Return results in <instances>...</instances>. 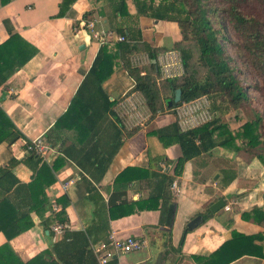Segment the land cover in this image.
Wrapping results in <instances>:
<instances>
[{
  "label": "crops",
  "instance_id": "0c3cea01",
  "mask_svg": "<svg viewBox=\"0 0 264 264\" xmlns=\"http://www.w3.org/2000/svg\"><path fill=\"white\" fill-rule=\"evenodd\" d=\"M119 1L0 0V46L12 35L17 37L5 55L27 57L35 52L22 67L13 71L14 64L2 74L7 81L0 86V108L15 127L7 125L0 130V168L10 170L9 183L14 182L4 198L20 208L18 216L45 197L48 202L56 200L67 214V229L56 236L52 228L58 219L48 203L30 213L34 226L9 242L22 262L49 250L58 264H99L92 247L108 243L113 235L120 240L138 238L145 247L110 264H199L195 257L214 254L231 239L233 231L250 235L261 229L243 220L242 214L264 208V186L257 182L248 190L246 184L253 180L243 173L251 166L235 163L237 153L221 147L186 162L182 175L174 177L167 189L168 207L160 199L151 202L154 209L128 213L136 202L150 198L153 172L174 176L182 149L178 144L164 147L154 133L176 120L157 115L135 126L133 118H126V105L138 101L142 94L135 91L136 81L123 60L102 85L110 100L117 102L116 115L108 113L94 129L85 121L83 129L82 120L89 110L84 109L77 92L101 48L122 36L117 33L121 26H135L136 20L143 42L162 48L166 55L180 35L176 23L132 18L137 15L133 0L127 1L132 17L115 14ZM91 21L96 31L111 37H104V43L95 39L87 27ZM130 126L136 129L129 130ZM38 138L50 149L38 170L46 164L51 175L36 182V172L24 161L30 155L28 144ZM259 166L253 170L261 177L264 165ZM128 168L150 170L130 182L127 189L116 191L117 178ZM53 176L55 182L48 184ZM33 184L37 189L31 188ZM221 199L226 207L213 213L211 207ZM171 205L174 216L168 224ZM197 216H203L204 223L188 230L189 222ZM7 242L0 232V247ZM232 264H264V259L244 257Z\"/></svg>",
  "mask_w": 264,
  "mask_h": 264
},
{
  "label": "trees",
  "instance_id": "16d2710c",
  "mask_svg": "<svg viewBox=\"0 0 264 264\" xmlns=\"http://www.w3.org/2000/svg\"><path fill=\"white\" fill-rule=\"evenodd\" d=\"M127 1L120 0L118 11L114 13L132 17L127 9ZM133 2L137 15L132 18L138 19L142 16L159 22L176 23L181 31V42L176 45V48L180 51L182 64L187 74L181 81L178 78L167 80L173 97L165 102L166 108L172 110L184 103L206 97L210 101L211 120L198 128L182 131L177 119L172 125L154 133L164 147L178 144L182 149V157L176 163L174 176L153 172L152 177L155 182L150 198L136 202L132 206L133 209L128 212L131 214L144 209H154L151 202H158L160 199L168 207L170 202L166 200L167 189L172 185L174 177L182 175L186 162L217 147L235 153L252 152L255 154L254 159L264 165V125L262 126L260 116L246 121L237 131L222 123V116L232 110L245 107L251 100L231 65L232 59L226 54L221 44V39L224 38L223 31L217 28L213 21V17H217L218 14L227 17L237 32L241 49L245 50L251 67L260 77H264V23L251 11L255 4L264 6V0H162L158 4L155 0H133ZM87 15L90 14L87 13ZM134 25L121 26L117 29L118 35L125 36L127 41L111 42L101 48L94 65L77 92L78 100L82 101L84 109L89 110V116L82 120L83 129L86 122H91L94 129L108 113L116 115L113 109L117 102L110 100L102 85L111 76L115 65L120 60L124 61L129 74L135 79V91L144 97L152 117H156L164 110L163 104L159 103L160 94L156 80L159 74L156 67L158 51L143 42L136 20ZM16 38V35H12L8 42L0 46V64L3 65L0 66V86L7 81L6 76L2 75L3 70L15 64L13 68L15 71L17 67H22L35 55V52L27 57H19L20 54H17L13 58L9 54L8 58L4 52H7ZM183 43H194L197 47L199 53L197 65L205 69L203 77L199 78L197 68L192 67L193 51L190 48H180ZM140 52H145L150 57L151 73L132 65L131 56ZM12 61L16 63L13 62L10 65ZM142 72L145 74L142 75ZM178 89L182 90V100L179 104L170 107L168 102L174 101L175 91ZM63 120L65 118L61 121ZM117 120L120 121L119 118ZM7 125L15 129L6 113L0 108V130H5ZM165 160L166 157L163 158V161ZM41 162L42 159L32 153L24 161L36 172V182L50 174L46 164L38 170ZM0 169V192L3 193L0 195V197L3 196L0 199V232H3L8 239V242L0 247V264H58L53 257V251L48 250L29 262H22L11 250L9 242L34 226L30 213L37 212L40 210L39 206H46L47 203L50 206V201L48 202L45 197L44 201L31 204L25 215L18 216L20 208L16 209L8 199L4 198L6 193L14 187V182L9 183L11 171ZM149 170L128 168L117 178L115 190L127 189L130 182L138 180L137 177L149 173ZM54 182L53 176L48 184ZM35 184L31 185V188L37 189ZM121 203L126 204L125 201ZM54 216L58 219L57 223L67 222L65 207ZM242 218L245 221L254 222L262 230L250 235L233 231L231 239L214 254L209 257H195V260L199 264H232L244 257L264 259V208L256 207L250 212L243 213Z\"/></svg>",
  "mask_w": 264,
  "mask_h": 264
},
{
  "label": "rangeland",
  "instance_id": "374dc122",
  "mask_svg": "<svg viewBox=\"0 0 264 264\" xmlns=\"http://www.w3.org/2000/svg\"><path fill=\"white\" fill-rule=\"evenodd\" d=\"M162 0H155V2L158 4ZM255 15L261 19V21L264 23V6L263 5H254L251 10ZM213 21L215 23V26L217 28H221L223 31L224 38L221 39V44L226 52V54L232 59L231 65L235 69V73L237 74V77L242 83V86L244 87L248 97L250 98V103H248L245 107H242L238 110H232L227 115L222 116L221 120L222 123L230 126L232 125L233 130L237 131L240 129L246 121L252 120L256 118L257 116H260L262 120V126L264 125V77H260V75L254 71V69L251 67V64L249 63V59L245 54V50H242L241 48V42L238 38L237 32L234 29V27L230 24L227 17L223 14H218L217 17H213ZM178 27L177 24H174ZM179 32L178 36L180 35V39L174 44L172 50L169 52L170 59H172V67L174 68L171 70V72L166 73L164 70L166 69L167 65L164 66V62H160L159 59H161L163 56L166 55V52L162 48H158V62H157V68H158V76H157V85L159 89V103L163 104V111H161L158 114L159 118H175V120L182 118L181 114L177 113L176 108L175 109H167L165 106V102L173 97V93L171 92L169 88V84L167 83V80H172L175 78H178L180 81L186 76V72L184 70L183 64H182V58L179 49L176 48V45L181 42V31L178 27ZM177 36V35H176ZM171 37V36H170ZM180 48H190L193 51L194 58L192 60V67L197 68L198 70V77L201 78L205 75V69L201 68L197 65L199 53L197 50V47L194 43H183L180 45ZM132 63L136 68L145 69L146 71L151 73L150 68V57L147 56L144 52L136 53L131 58ZM202 104L210 108V101L202 99ZM201 104V105H202ZM125 111L127 113L126 118H133L134 125L138 123H146L148 121V118H154L152 117L146 101L144 97L142 98L139 96V100L135 101L132 105L129 103L126 105ZM181 108V107H180ZM204 108V109H205ZM202 109L201 111L197 112V118H211L208 110ZM183 118H189L187 116H184ZM128 121V119H126ZM135 125V126H136ZM135 126H130L129 130L136 129ZM133 127V128H132ZM264 148V147H263ZM254 153H237L235 159V163H240L242 166L246 167L247 165L251 166L249 167V172L246 171L243 174H246L248 179H252L251 183H247L246 187H248V190L251 189L253 186L257 184V182L261 183L262 186H264V168L261 172V177L257 176L259 173H256L253 169L259 168L261 163L256 161L254 159ZM254 159V160H251ZM237 163V164H238ZM253 164V165H250ZM243 170V168H242ZM245 170V169H244ZM263 178V180H262ZM240 197V196H238ZM245 197H248V194L245 195ZM241 201V200H240ZM263 208V207H262ZM239 213L242 211L239 208L237 210ZM178 217H176V222ZM182 219V218H180ZM209 221H206L208 223ZM262 229H259L261 231ZM258 231V232H259ZM255 232V233H258ZM239 261V260H238ZM237 262V261H236ZM235 263V262H234Z\"/></svg>",
  "mask_w": 264,
  "mask_h": 264
},
{
  "label": "built area",
  "instance_id": "2783aa9c",
  "mask_svg": "<svg viewBox=\"0 0 264 264\" xmlns=\"http://www.w3.org/2000/svg\"><path fill=\"white\" fill-rule=\"evenodd\" d=\"M88 29L91 31L93 37L104 43V37H111L112 34H104V32L96 31L95 22L91 21L87 24ZM106 35V36H105ZM118 42H126L127 38L125 36H119L117 38ZM170 54L163 56L159 61L163 63L164 66L167 65L164 70L166 73L171 72L174 68L172 67V59H170ZM202 99L208 100L206 97H201L195 101L184 103L181 106L177 107V113L181 114L182 118H179V124L182 131H189L195 128H198L205 123L209 122L211 118H197V112L204 109L206 106L202 104ZM202 104V105H201ZM181 107V108H180ZM209 107L204 110H208ZM210 114V112L208 113ZM187 116L189 118H183ZM211 117V115H210ZM49 147L45 144V142L38 138L28 144L27 151L32 154H36L42 160H46L49 154ZM69 185V184H68ZM67 187V186H66ZM51 212L54 215H57L62 209L56 200H50ZM67 229L66 224L57 223L53 226L52 230L56 236L63 235ZM145 247V243L134 237H129L124 240H120L115 238V236L110 237V241L108 243H100L96 246H93V252L99 262V264H110L116 258H120L123 255L130 254L132 252H137L143 250Z\"/></svg>",
  "mask_w": 264,
  "mask_h": 264
},
{
  "label": "water",
  "instance_id": "95a60500",
  "mask_svg": "<svg viewBox=\"0 0 264 264\" xmlns=\"http://www.w3.org/2000/svg\"><path fill=\"white\" fill-rule=\"evenodd\" d=\"M182 100V90L178 89L175 91V98L174 101H169L168 105L170 107H172L174 104H179L180 101ZM226 207V202L225 200L221 199L218 202H216L212 207H211V211L213 213H218L219 211H221L222 209H224ZM174 205H171L169 208V212H168V217H167V223L171 224L173 216H174ZM204 223V218L203 216H197L196 218H194L191 222H189L187 229L188 230H195L198 226H200L201 224Z\"/></svg>",
  "mask_w": 264,
  "mask_h": 264
}]
</instances>
